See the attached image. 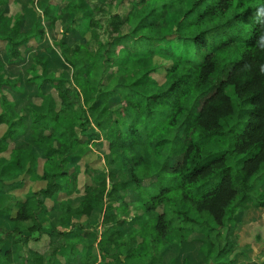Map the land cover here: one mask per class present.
I'll return each mask as SVG.
<instances>
[{
    "label": "trees",
    "instance_id": "trees-1",
    "mask_svg": "<svg viewBox=\"0 0 264 264\" xmlns=\"http://www.w3.org/2000/svg\"><path fill=\"white\" fill-rule=\"evenodd\" d=\"M125 3L129 8L121 14L118 8ZM11 5L16 6L13 13ZM100 14L105 16L107 44L100 43L97 37L93 51L90 41L73 47L58 43L63 63L73 69L71 80L50 72L47 54L31 55L25 66V80L39 87L38 106L18 108L13 95L21 92V77L6 74L0 56V126H5L0 136V193L9 198V203L0 208V217L7 214L9 222L32 220L29 231L37 232V236L23 235L21 241L13 237V233L21 235L18 229L0 227L4 233L0 242L10 239V246L0 249V255L8 264L12 246L37 242L46 235L52 254L30 247V258L25 264H165L164 251L173 245L178 247L187 239L184 233L191 232L207 240L205 248L199 251L205 264H232L237 258L232 256L236 212L264 208V75L259 71L264 65V44L260 40L264 35V2L0 0V41L7 63L16 64L24 60L27 52L43 48L46 28L58 21L65 23L66 31L84 36L90 33ZM207 15L223 20L215 31L229 36L211 50L203 34L189 40L170 31L176 27L183 32L188 17L203 20ZM133 20L137 21L133 33L147 31L153 35L141 34L129 46V34L117 33ZM181 39L185 52L189 43L194 46L200 62L193 66L199 72L176 75L181 62L189 63L176 54L173 46ZM234 44L243 51L239 59L229 61L228 49ZM44 49L52 51L50 45ZM120 49L129 51L136 59L130 70L129 59L117 55ZM202 51L205 53L200 55ZM160 61L172 63L165 67ZM150 63L154 66L146 68ZM126 70L124 78L129 83L109 87ZM161 70L164 81L157 83L152 74ZM173 76L176 78L172 79ZM45 84L49 88H42ZM228 87H233L238 102L227 93ZM193 93L197 97L190 107L186 100ZM113 99L118 100L119 107L112 103ZM233 120L235 123L229 126ZM177 123L180 125L172 139L171 154L161 164V171L176 172L191 165L183 182L204 181L195 189L199 199L186 192L176 199L168 195L172 189L159 174L142 177L134 171L152 162L149 149L155 152L167 146L169 141L164 133ZM96 141L106 143V154L117 155L104 158L110 168L106 174L85 168L90 182L80 193L77 185L81 166L77 163ZM225 144L229 147H223ZM57 157L58 160L54 159ZM233 159H239V163H233ZM21 168L23 171L15 180L3 179ZM123 169L128 170L127 178L119 185L112 183L109 189V182L115 181ZM20 176L32 177V182H41V186L29 187L21 196L9 195L24 187ZM63 178L68 179L67 184H63ZM146 179L151 182L143 185ZM148 189L155 191L149 194L140 214L128 223L117 218L118 210L123 208L126 212L130 207L127 195L120 196L119 192L139 193ZM77 195L82 197L80 208L73 211L70 204L62 205V201H72ZM169 203L178 206L173 217H168ZM61 211L63 214L55 215ZM205 212L215 226L204 217ZM129 233L128 239H124ZM54 235L62 239L58 248L51 246ZM69 240L74 242L67 244ZM120 248L126 251L121 253ZM166 264L178 263L170 258ZM181 264L190 263L184 259Z\"/></svg>",
    "mask_w": 264,
    "mask_h": 264
},
{
    "label": "clouds",
    "instance_id": "clouds-1",
    "mask_svg": "<svg viewBox=\"0 0 264 264\" xmlns=\"http://www.w3.org/2000/svg\"><path fill=\"white\" fill-rule=\"evenodd\" d=\"M262 2H264V0H255V4H260ZM112 10H115V9L113 8ZM188 21H191V23H188ZM136 24H137V21L133 20L130 24H125L123 28L121 29V31L117 33V35H123L125 33L129 34V40H128L129 46H131L132 40L140 36L141 34L145 36L153 35V33L147 32V31H145L144 33H140V32L133 33L132 30L133 28L136 27ZM222 24H223V20L214 19L211 15L205 16L203 20L201 19L197 20L195 17H188L184 25L182 26L184 28L183 32H180V30L176 27L171 28L170 31L172 33H178V35L181 38H188L189 40L191 37L196 36L197 34H203L202 38L205 41L208 49L211 50L213 46L219 45L222 42L227 41L229 39L228 35L218 33L215 31L216 28ZM108 39L109 37L107 35H103L100 37V43L107 44ZM260 40H261V43L264 44V35H261ZM173 46L176 48V54L178 56H181L187 61H189V63H183V62L180 63L181 64L180 73H177L176 75L182 74L183 72H186V71H191L193 73L199 72V68L193 66L194 64H198L200 62V58L195 55L194 46L191 43H189L186 46L187 51L185 52L184 51L185 44L183 42V39L175 41ZM82 47H84V45H82ZM95 47L96 46L94 45L93 51H95ZM228 51L230 54L229 61H231L233 60V58L239 59L240 54L243 50L240 48L239 45L234 44L232 48L228 49ZM117 55H119L120 57H127L129 59L130 61V63L128 64L129 70L131 69L132 64L136 62V59L132 57L131 53L124 49H120ZM153 66H154L153 64L151 63L149 64V67H153ZM221 67L222 68L225 67L223 63H221ZM245 69H247V66H245ZM72 71L73 69L69 67L68 71L65 73V75L68 77L69 80H71ZM259 71L261 75H264V65H261ZM125 76H127V70L124 73L118 74L114 78L112 84L109 85V87L114 86L116 83H124V84L129 83V80L124 78ZM132 78L134 79L135 77H132ZM175 78H176L175 76L172 77V79H175ZM13 79H15V77H13ZM167 87H168L167 84H165L164 89L166 90ZM196 97L197 95L195 93L187 97V100H186L187 105L192 107V105L194 104V101L196 100ZM119 106H120L119 104L116 105V107H119ZM86 107L87 105H85V108ZM183 119L184 118L182 117L181 121H183ZM233 123H235L234 120L230 122L229 126ZM179 125L180 123H177L174 127L167 129L165 131L164 135L168 137V141H169L166 147L158 149L155 152L152 149H149L153 157L152 162L147 163V164H142L139 167H137L134 171L137 176H142V177L143 176L151 177V176H155L159 174V176L162 178V182L168 184L169 187L172 189V191H170L168 195L170 194L176 199L180 198V195L182 192H186L188 193V195L196 199H199L197 193L195 192V189H197L199 185L203 184L204 181L197 180L195 183H184L183 182L186 172L191 169V165H189L187 169L181 168V169H178L176 172L161 171V164L166 159H168L171 154L170 149L172 148V139L176 135ZM88 147H91V145H89ZM223 147L227 148L229 147V144H225L223 145ZM157 152L159 154H157ZM141 154H143V152ZM102 155H104V158L107 159L109 156H111V158H115L117 154L111 153V154H102ZM204 155H207V154L205 153ZM54 159L58 160L59 158L57 157ZM92 159H95V157L94 156L90 157L88 161L86 162H90V160ZM93 167L99 171L104 172L105 174L110 170L109 165L104 162L98 165H94ZM52 170H55V169L53 168ZM22 171H23L22 168L16 169L11 174L4 176L3 179L4 180H15ZM79 175H83V173L81 172ZM79 175H78V180H79ZM127 175H128L127 169H123L119 171L116 175L115 181L109 182V185H108L109 189L111 188L112 183H116L117 185H119L122 181H124L127 178ZM211 177H208L207 179H210ZM77 186L79 187V183ZM154 191L155 189L141 190L139 193L132 192L131 190H128L126 192L125 191L119 192L118 194L120 196L127 195L131 199H130V207L127 209L126 212H125V209L123 208L116 212L117 218L124 219L126 223L131 221L134 216H136L139 212L143 211L144 202L148 200L149 194ZM81 201H82V197L77 195L74 200L62 201L61 203L64 206H68L70 204L73 211H75L76 209L81 207ZM8 203H9V198L7 195L0 198V208H3ZM229 207H231V205ZM177 208L178 206L175 203H169L167 205L168 217H173L175 215ZM61 214H63L62 211L55 215H61ZM203 215L209 221L211 226H215L211 220V216H209L207 212H205ZM6 217H7V214L0 217V227H4L7 230L18 229L21 235H17L16 233H13V237H15L16 239H19L22 241V236L24 234H27L30 236L37 235V233L34 231L31 233L28 232L29 225L33 223L32 220L9 222L6 219ZM65 219H67L66 216H65ZM145 220L148 221L149 224L151 223L149 217L146 216ZM129 235H131V233L127 234L124 237V239H128ZM3 236H4V233L0 232V238H3ZM73 242L74 241L69 240L66 243L71 244ZM9 246H10V239H4L2 242H0V249L7 248ZM32 246L33 245L31 244L30 241L28 243L21 242L20 244L12 246L13 255H12L11 260L8 262V264H25V260L30 258V254L27 252V249ZM59 246L60 245L57 244L53 247L58 248ZM112 248L115 249V245H113ZM119 251L123 253L126 251V248H120ZM51 254H52V248L50 247L47 250L46 255H51ZM18 256L20 257V259H17ZM5 260L6 258L0 255V264H5Z\"/></svg>",
    "mask_w": 264,
    "mask_h": 264
},
{
    "label": "rangeland",
    "instance_id": "rangeland-1",
    "mask_svg": "<svg viewBox=\"0 0 264 264\" xmlns=\"http://www.w3.org/2000/svg\"><path fill=\"white\" fill-rule=\"evenodd\" d=\"M20 3L23 2H29L28 0H19ZM11 13H13L16 10L15 5H11L10 7ZM127 3H125L122 6L118 8V11H120L121 14H124L128 10ZM104 26H105V16L100 14L96 16L95 18V23H93L92 30L90 33H87L86 35L82 36L77 32L74 31H66L65 30V23L62 21H58L52 28H46L45 32V40H44V45H50L52 51L51 52H46L44 49L45 46L42 48L40 47L39 49H34L33 52H27L24 54V60H21L20 62L16 64H9L7 63V57L4 54L3 50V43L0 41V56L2 57L4 61V71L6 74H11L14 76H20L21 77V92L15 93L14 98L17 101V106L26 108L29 105H35L38 106L41 103V98L38 96V90L39 87L36 84H31L26 82V77L28 74L26 73L25 66L30 63L31 55L34 53H39V54H47L49 57V63L48 66H50V72L55 74V76H65L68 78L65 73L68 71V67L66 64L63 63V60L60 56V51L58 47L59 42H65L69 44L70 46H75L80 43H84L86 41H90L93 45L96 44V39H100L101 36L106 35L104 32ZM205 51H202L200 55L204 54ZM165 67H169L170 64L172 63L171 61H160ZM146 68H149V65L146 64ZM153 78L157 83H161L164 81V71H159L157 73L152 74ZM49 88V84H45L44 87L42 88ZM227 93L231 96L234 102H238V99L235 97L233 93V87H228L227 88ZM12 94V93H11ZM112 103L114 105H117L119 102L117 99H113ZM90 128H92L90 126ZM5 131V126L1 125L0 126V136L4 133ZM79 132V129H77ZM82 139H86L84 136H82ZM91 151L82 159L80 160L77 164L81 166V172L83 175H79V188H80V193L83 192V187L85 184H88L90 182V177L86 173L85 168H94V165L101 164L104 162V155L107 153V147L105 142H94L91 144L90 147ZM7 156L8 153H5ZM94 156L95 159L88 161L90 157ZM111 157L109 156V159ZM233 163L237 164L239 163V159H233ZM42 162H43V157L39 159V166H38V171L41 173L42 170ZM20 180H23L24 182V187L19 190H15L10 192L9 194H19L20 196L23 195L29 187L31 188H37L41 186V182H32V177H27V176H20ZM63 184H67L68 179L63 178L61 180ZM151 182V179H146L143 181V185H148ZM2 197V194L0 193V198ZM126 199L130 201V197L127 196ZM48 206L51 205V201H47ZM102 211V210H101ZM139 212L138 214H140ZM137 214V215H138ZM54 219L52 220L51 224H53ZM233 238L235 240V251L232 253V256L234 255H246L247 253H250L252 251V246L257 245L259 243L264 244V208H248L244 211L241 209L236 212L235 215V220L233 223ZM30 226V225H29ZM100 228V226H99ZM28 232L29 231L28 228ZM37 233V232H36ZM27 235V234H24ZM30 236V235H29ZM37 236V235H36ZM184 236H186V241L181 243L178 247L176 245H173L171 248H169L167 251H164V256H165V264L167 261H169L170 258H173L174 260L177 261L178 264H181L184 259L188 260L190 264H205V261L203 259V256L199 252L201 249L205 248L207 245V240L199 235V234H191V232H186L184 233ZM53 242L51 243V246L61 244L62 239L60 236L54 235L52 238ZM90 242V241H89ZM49 243V238L46 235H43L41 239L37 242L31 241V244L35 247L38 248V250L41 251H46L50 248L47 249V245ZM91 244V243H90ZM32 246V247H33ZM50 246V243H49ZM52 248V247H51ZM242 252V253H241ZM262 252L260 253H255L253 258L255 260L260 258ZM262 262H258V264H264V259H260ZM113 264H123L121 261H113ZM232 264H238L236 263V260ZM239 264H246V263H239ZM256 264V263H254Z\"/></svg>",
    "mask_w": 264,
    "mask_h": 264
},
{
    "label": "crops",
    "instance_id": "crops-1",
    "mask_svg": "<svg viewBox=\"0 0 264 264\" xmlns=\"http://www.w3.org/2000/svg\"><path fill=\"white\" fill-rule=\"evenodd\" d=\"M264 235V234H263ZM50 246H49V243H48V245H47V249L49 248ZM32 248H34V249H37L38 250V248H35L34 246L32 247ZM39 252H46V251H41V250H38ZM234 252H236V251H234ZM260 252H262L261 253V255H260V258L259 259H257V260H255L254 258H253V256L255 255V253H260ZM47 253V252H46ZM242 253V252H241ZM260 259H264V244L263 243H259V244H257V245H253L252 246V251H250V253H247L246 255H243V253H242V255L240 254H238L237 255V258H236V263H246V264H254V263H256V264H258V262L260 261V262H262ZM190 263V262H189Z\"/></svg>",
    "mask_w": 264,
    "mask_h": 264
}]
</instances>
